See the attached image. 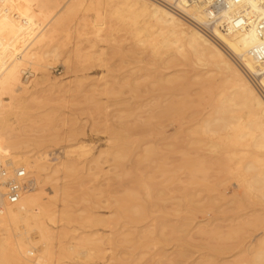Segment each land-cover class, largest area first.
<instances>
[{"label":"rangeland","instance_id":"374dc122","mask_svg":"<svg viewBox=\"0 0 264 264\" xmlns=\"http://www.w3.org/2000/svg\"><path fill=\"white\" fill-rule=\"evenodd\" d=\"M75 2L0 0V74L8 61L16 58L20 62H15L20 87L31 86L30 91L36 92L22 105L17 101L24 96L19 86L0 88V101L5 107L2 114L8 117L0 127V137L14 135L27 140L30 155L45 153L51 166L65 161L74 167V171H63L58 166L60 171L49 175L59 185L63 177L70 189V203L65 207L55 203L56 211H66L65 219L47 223L57 234L52 242L53 259L61 254L58 241L65 244L71 237L93 234L94 256L84 264H253L252 257L240 249L248 240L261 236L264 205L257 204L258 200L242 189V182L227 168L233 165L229 161L234 158L232 152L243 148L229 145L225 135L231 131L216 136L201 131L203 120L212 116L216 103L230 92L228 85L224 86L217 74H206L209 68L193 62L188 51L184 52L186 60L181 55L171 59L168 55L175 51H168L162 44H157L155 52L148 44L140 45L143 34L138 38L136 32L141 33L145 26L142 18L136 25H131L126 14L106 18V27L112 22L115 25L103 34L111 30L114 36L91 45L88 37L92 39L93 35L88 28L96 11ZM66 7L72 8L64 22L53 27ZM83 21L88 26L79 31L76 26ZM214 37L210 36L219 43ZM30 45L32 52L42 49L52 53L51 57L43 59L33 52L21 58L20 50L28 46L29 51ZM76 46L81 49V59L71 54ZM2 52L9 53L5 54L9 60ZM30 66L35 75L27 81L22 72ZM42 73L46 83L38 82ZM60 82L68 88L57 87ZM137 84L153 86L161 99L175 101L181 109L178 113L171 111L172 116L152 114L156 117L151 119L152 130L145 127L150 131L146 135H142V115L148 114H142V86ZM220 91L225 95L222 92L219 97ZM166 103L163 105L168 107ZM13 108H18L15 115ZM236 109L244 125L249 119L244 116L247 110ZM149 148L154 152L146 154ZM82 149L87 153L83 157ZM117 153L122 158H116ZM50 189L47 185L42 191L47 200L52 199ZM142 208L146 210L143 217ZM251 210L258 213L244 221V214ZM8 233L0 228V239L9 235L12 241L16 239L14 230ZM62 252L66 259L61 262L73 264L75 255L67 257L68 253ZM36 256L34 252L32 258ZM76 258L75 262L79 260Z\"/></svg>","mask_w":264,"mask_h":264},{"label":"bare ground","instance_id":"6f19581e","mask_svg":"<svg viewBox=\"0 0 264 264\" xmlns=\"http://www.w3.org/2000/svg\"><path fill=\"white\" fill-rule=\"evenodd\" d=\"M75 1L77 3L81 2L84 8H86V10L96 11L90 23L91 30L90 28H88V31L91 32L90 34L93 35L92 39L88 37V40L91 45L95 44L94 41L104 42L106 39H112L111 36H114L111 35V30L110 32H108L109 34H107V32L105 33L106 35L103 34V32L107 30V28L112 29V24L115 25L112 22L109 27H106V18L112 20V18L115 16L127 15V17L125 18L128 19V21H132L131 25H136V23L139 21H137V19L142 18V21L144 22L145 26L141 28L142 31L138 30L139 32L141 31V33H137V30L133 31L134 33L136 32V36H138V38L141 34H143L142 39L139 38L138 40V43H140V45L144 46L148 44L149 47L154 50L152 51L155 52V49L158 48L157 44H162L163 47H166L168 49V51L172 49L175 51L173 54L168 55V58L171 59H175L174 57H176V55H181L180 58H184L186 60L187 56H185L184 52L188 51L187 53H189L191 58L194 59L193 62L196 61L197 64L199 63V66L202 65L209 68L206 71V74L215 73L217 74L220 82L222 84H226L224 86L228 85L227 88L230 90V92L228 93V95H225V92L223 91V94L221 91V93L217 94L219 97H221V94L225 96H223L214 106L212 116L208 119L203 120V126L201 128V131L206 135L214 134L216 136L217 133L223 131L232 132L233 130H238V133L236 134L235 132H233V134L231 132H229L230 134H224L226 136L225 139H230L229 145L232 144V146H235V148L239 146L240 148H243L239 151L235 150L232 152V156L234 158H229V161H233V163H229L233 165L227 166L228 171L242 182V189L245 192H247L249 195L258 200L259 203L257 204L264 205V96L261 94L258 87L254 85L248 77L250 73H260V71L263 69L262 64L257 63L252 57H250L249 50L255 47L256 45L264 42V39L258 37L256 31L254 30V25L251 24L249 26H246L242 30L228 28L224 29L223 31L215 29L212 32V34L221 42L223 47L239 60L237 62H240V64H237V62H235L230 57V55H228L226 50H224V48L220 46V42L217 43L213 38L206 36L201 30V26L205 23V14L203 11L202 0H200V3H189L186 5L183 1V6H179L178 13L172 11L170 8L164 5L159 4L154 0ZM166 1L170 2V0ZM100 7H105L106 12L105 10L99 11L100 9L103 10V8ZM243 7L244 11H246L248 15L256 16L257 18H264V0H245ZM71 8L72 7H66L64 9L60 17L56 19L55 23L53 24V27H55L56 24L59 25V23L65 20ZM65 14L67 15L65 16ZM77 25L78 26H75L79 27V31L82 28L85 29L86 26H88L85 21L78 23ZM77 31L78 30H76V33ZM76 36L78 35L76 34ZM159 38L160 40H154ZM35 42L36 41L34 40V43ZM21 46L22 44L19 46V49H21ZM30 48L31 49L29 51H27V49H29L28 46L23 48V50H20L19 54L21 58L33 52L34 54H39L40 57L43 59H45V57L47 56L51 57L52 53L50 54L46 51L41 52L42 49L41 51H35V47L33 48L34 50L32 52L31 45ZM79 50L81 49L76 46L75 50L71 52V54L77 59H81L82 57L81 52H79ZM5 54L6 56H9V53L7 54V52H4V58ZM34 54H31L30 59H33ZM54 54L55 52H53V56L57 59V55ZM190 56H188V59ZM5 59L9 60L8 57H6ZM16 61L20 63L16 58H14L12 61L9 60L8 62L10 63L8 64L6 69L3 70V73L0 74V88L4 89L5 87V90H7V88L8 90L9 88L10 90H12L11 88L15 85L19 86V89L23 90L24 96L20 97L17 101L23 105V103L26 102L34 94H36V92L30 91L32 90L30 89L31 86L30 88H28L27 86H25L26 88L20 87V81L17 71L18 68H16L18 64L15 63ZM37 61L40 60L37 59ZM8 62L6 61V63ZM83 63H85V60ZM27 70H30V72L35 75V73L31 69V66L25 68L22 74L24 75ZM143 76L144 75L142 74V79ZM25 79L27 80V78ZM38 79L37 80L39 83H46L47 80L44 73H42V77H39ZM140 79L141 76L137 77L135 80L137 82L138 80L140 81ZM172 83L175 84L176 82L173 81ZM174 84H172L174 87L175 85L178 86L177 84ZM37 85L39 84L37 83ZM37 85L35 83V86ZM137 85L139 87L142 86V114H148V116L142 115V127L140 126L143 132L142 135H146L145 132H147L148 130L145 131V127L153 126L151 119H154L156 117L152 114H157L159 112L164 115L168 114L167 116H169V114L171 115V111H177L178 113L180 105H176L175 101L169 100L171 103H169L168 106L169 101L165 99L164 101L163 99H161L160 94L158 95L156 93V90L153 89V86L144 84H142L141 86L139 84ZM68 86L63 85L61 82L60 85H57V87L63 89H67ZM53 87L51 86L50 88L52 89ZM169 88H171V86H169ZM171 90H174L173 87L171 88ZM176 91L177 89H175V92ZM2 103L3 102L0 101V127L1 125L5 126L3 124H5V122H7L6 120H8L7 114L5 112L4 114H2L3 108H5L3 107ZM164 103H166L168 107H165L163 105ZM179 104L181 103L179 102ZM236 107L240 108L241 110H247V115H243L245 117H249V119L247 120V122L246 120L245 122H243L244 125L241 124L243 119L240 123V120L242 118L240 117L241 114L239 112V116L235 114V111L237 113ZM14 108L16 107L14 106ZM14 108V112H12V114L15 115L18 112V108ZM165 108L166 110H164ZM15 110L17 112H15ZM7 124H9V121ZM3 128H1V130ZM149 128L147 129L152 130L151 127ZM149 132H147V134ZM5 137L6 138L0 137V158L3 159L4 157H7L13 167L24 168L26 172L28 171V173L33 174V178H29L30 183L27 189L22 194L19 203L12 206H6L5 209L0 212V228L6 233H10L11 230H14V237L16 238L12 241V239L9 238H12L13 236L9 235V237L7 236V238L3 240L0 239V264H63L64 261H61L62 259H66V257L62 255V250H64V253H68L67 257L68 255L72 257L75 255V258L73 257L75 260L77 259L76 257H79V260L77 262H75L74 259H72L74 262L71 260L73 264H84V262L87 263V261L92 256H94L93 251L95 250V248H93V246L94 243H96V240L91 239L93 238V234L91 235L92 237L79 235L74 238L71 237V239H69L70 241L66 242L65 244L62 243V240L61 242L56 239V241H58L59 244L61 243L60 245H62V247L60 246L59 248L61 254L59 256L57 255L58 258L53 259L54 257L52 256H54L55 254L52 252V248L54 247L52 246V242L55 240L57 234L52 233V229L47 224H53L56 222L57 219L59 221L65 219L64 217L66 211H56V202L62 203L63 206H66L68 203H70V189L68 183H63L62 179L64 178L62 177V181L60 180L59 182H62L63 185L62 183H60L61 185H59L57 184L58 181L56 180V182H54L55 180L53 181L52 179H50L49 175L57 174L60 171L59 167H62L64 169L63 171H71L72 169L74 171V167L71 165L70 162L65 161L58 163V165L56 164L55 166H51L48 163L47 155L44 152V154L40 155H38L37 153L30 155L31 151L28 149L29 147H31V144L27 140L22 141L21 137V139H18L14 135ZM34 144L36 143L34 142ZM80 147L84 148L82 146ZM147 149L145 150V152L147 151L146 154H151L154 152L151 148H149L150 150ZM68 152H66V154ZM84 153L81 154V157H83L82 155L87 154ZM119 154L120 153H117L116 158H122ZM238 155L244 156H242L243 158H239ZM236 156L238 158H235ZM247 156L249 158H244ZM66 158H68V156ZM48 179L52 180L53 182H49ZM47 185L51 187V191L48 192L50 194L49 196L52 197V199L50 200L48 197V200L43 197L45 195L42 196V194H44L42 191H44L45 186ZM2 190V187H0V199L2 197V194L4 193L2 192ZM145 211L146 210L142 208V217L145 215ZM256 213H258V210H251V212L244 214V221H249L248 219ZM262 214H264V212H262ZM258 223L260 222L258 221ZM34 252H36L37 254L35 259L32 258ZM240 252L250 255L253 259H251L253 264H264V229L259 239L255 238L254 241L248 240L245 245L241 246Z\"/></svg>","mask_w":264,"mask_h":264},{"label":"built area","instance_id":"2783aa9c","mask_svg":"<svg viewBox=\"0 0 264 264\" xmlns=\"http://www.w3.org/2000/svg\"><path fill=\"white\" fill-rule=\"evenodd\" d=\"M154 1L170 8L176 13L179 12V6H183V1L185 5L189 3H200V0ZM244 2L245 0H202L205 14V23L201 26L203 33L210 37L215 29L222 31L228 28L242 30L244 27L253 24L258 37L264 39V18L248 15L243 9ZM249 55L257 63L263 65V69L260 73H250L248 77L264 96V42L251 48L249 50ZM24 77L27 78V81H31L34 74L30 72V70H27ZM29 183L30 180L24 168L13 167L5 157L1 159L0 187H2L4 193L0 199V212H2L6 206L18 204Z\"/></svg>","mask_w":264,"mask_h":264}]
</instances>
